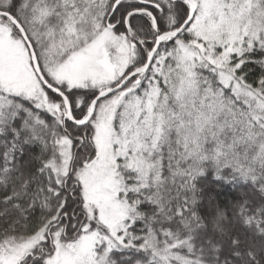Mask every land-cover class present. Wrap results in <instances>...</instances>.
I'll return each mask as SVG.
<instances>
[{"label": "snow or ice", "instance_id": "snow-or-ice-1", "mask_svg": "<svg viewBox=\"0 0 264 264\" xmlns=\"http://www.w3.org/2000/svg\"><path fill=\"white\" fill-rule=\"evenodd\" d=\"M0 264H264V0H0Z\"/></svg>", "mask_w": 264, "mask_h": 264}]
</instances>
